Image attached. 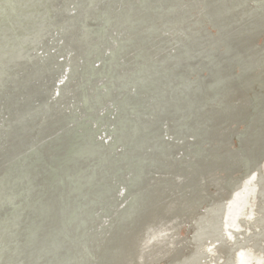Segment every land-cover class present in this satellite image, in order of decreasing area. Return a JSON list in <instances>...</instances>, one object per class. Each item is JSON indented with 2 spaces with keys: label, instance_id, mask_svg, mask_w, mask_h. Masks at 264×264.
Instances as JSON below:
<instances>
[{
  "label": "water",
  "instance_id": "obj_1",
  "mask_svg": "<svg viewBox=\"0 0 264 264\" xmlns=\"http://www.w3.org/2000/svg\"><path fill=\"white\" fill-rule=\"evenodd\" d=\"M0 264H264V0H99L0 169Z\"/></svg>",
  "mask_w": 264,
  "mask_h": 264
}]
</instances>
